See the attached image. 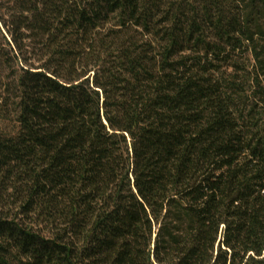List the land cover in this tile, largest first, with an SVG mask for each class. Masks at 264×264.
Returning a JSON list of instances; mask_svg holds the SVG:
<instances>
[{"label":"trees","instance_id":"1","mask_svg":"<svg viewBox=\"0 0 264 264\" xmlns=\"http://www.w3.org/2000/svg\"><path fill=\"white\" fill-rule=\"evenodd\" d=\"M0 264H264V0H0Z\"/></svg>","mask_w":264,"mask_h":264}]
</instances>
